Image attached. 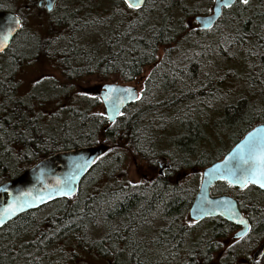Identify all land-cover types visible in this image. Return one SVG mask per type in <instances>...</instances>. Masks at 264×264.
<instances>
[{
    "label": "trees",
    "instance_id": "1",
    "mask_svg": "<svg viewBox=\"0 0 264 264\" xmlns=\"http://www.w3.org/2000/svg\"><path fill=\"white\" fill-rule=\"evenodd\" d=\"M22 1L0 0V10L4 6L12 7L13 3ZM186 1L190 0H146L143 10L130 9L133 13H129V18L122 20L121 24L101 23L106 26L105 29L110 25V30L95 45H78L69 40L64 51L58 56H51L56 58L62 75L68 80L83 74L96 73L99 76L118 74L124 81H129L140 75L144 67L150 66L151 73L145 81L148 99L144 106L130 114H126V111L131 106L134 107L138 100L128 105L123 110L125 113L104 129L108 124L104 115L88 114L86 110L72 106L66 111L63 109L66 116L63 121L50 126L42 120L45 109L41 100L34 109V105H27L12 97L11 114L7 113L8 107L6 113L3 108L0 109V183L15 177L51 152L98 142L115 145L116 150H119L117 145H120L122 139L128 142L127 146L135 158L145 159L151 167H155L159 155L162 154L161 144L166 139V134L169 135L167 142L172 148L169 153L173 156L171 161L174 165L179 168L182 165H188L189 168L208 165L212 161L210 156L214 154L208 152L204 146L208 131L207 120L204 118L208 116L209 103L220 97L221 88L212 81L213 76L202 74V62L209 59L210 49L206 48L198 54L197 45L217 37L215 29L219 23H224L229 31L238 33V36L230 39L229 36L225 37V43L235 44L239 48H255L258 55L257 72L247 81L251 90L262 95L264 99V0H249L248 5H242L236 0L231 7L223 9L221 17L208 30L192 26L189 28L182 20L175 19L174 12L184 9ZM90 7L86 11H62L59 28L75 34L85 27L97 26L99 19L103 17H98ZM198 12L200 10L190 9L183 13L193 19ZM193 22L195 23L194 20ZM20 32L21 30L17 35ZM15 38L11 45L18 51ZM32 42L39 50L36 56L30 58L14 54V57L24 62L25 59L32 61L44 55L45 42L36 39ZM159 47L166 49V55L164 61L158 64L155 61ZM176 53L179 64L177 60L172 61ZM6 79L5 76L1 80L0 76V86L5 82L8 91L6 95L13 96L14 87ZM244 104L252 119L243 122L244 128L239 131L238 136L244 134L250 128L249 124L255 121L264 123V102L259 106L255 99L245 96L226 105L215 123L217 129L226 128L231 133V145L238 138L232 135L234 126L243 120L240 118L231 122L228 121L229 116L236 114ZM223 152L219 151L213 160L218 159ZM104 156L83 177L80 186ZM156 185L161 188L162 184L152 186ZM153 188L126 196L118 192H101L103 194L100 198L85 203L82 207L73 202L74 196L54 200L48 204H55L59 200L61 204L54 214L45 219L51 226L49 236L43 233L39 237L45 238L44 245L53 238L57 240L78 237L79 240L82 238L81 229L84 224L102 219L107 223V232L104 239L95 244L96 251L102 257L112 260L113 264L119 263L118 251L122 248L123 255L127 258L126 264H148L151 257L154 259L159 254H166L169 258L159 256L156 262L149 264H198L200 261L208 263L211 253L214 252V238L207 240V246L202 250L196 248V244L193 245L191 252L183 251V238H158V246L150 242V250L144 242L135 239L136 235L130 223L139 213L164 206L170 213L181 214L194 195L192 186L189 198L177 195L174 190L171 194V189L162 191L161 188L157 193ZM37 209L18 215L0 228V264H33L34 256L40 252L41 247L38 236L36 238L30 231L35 223L30 216ZM207 230L209 235L214 234L212 226ZM119 258L121 259L120 256Z\"/></svg>",
    "mask_w": 264,
    "mask_h": 264
},
{
    "label": "rangeland",
    "instance_id": "2",
    "mask_svg": "<svg viewBox=\"0 0 264 264\" xmlns=\"http://www.w3.org/2000/svg\"><path fill=\"white\" fill-rule=\"evenodd\" d=\"M213 1L214 0L186 1L184 9L174 12L175 19L182 20L189 28L191 26L195 28L197 27L196 22L194 23L192 17H189V15L183 12H188L190 9H198L200 12L195 15L207 14L211 10ZM122 3H124L123 0H59L60 12L72 9L86 11V9L91 6L90 8L93 13L98 14V17H103L99 19V24L97 26L85 27L81 32H76L75 34L67 33V31H63L60 28L49 33L36 32L29 28L27 22L24 23L21 32L18 35L16 34L17 37L14 36V38L16 37L14 42L18 51H16L14 45L12 46L10 44L11 47L3 55L0 54L1 80H4L6 76V80L14 87V95L7 96L6 94L8 91L5 82L3 86H0V109L3 108L4 113H6L8 107L7 113L10 115L13 106L12 97H15L16 100L21 102L23 101L27 105H34V109H36V104H39L41 100L45 109L42 120L50 126H53L56 122L64 120L66 116L63 109L66 111L70 106L82 111L86 110L88 114L104 113L101 102L93 94H90V91L93 86L105 83L136 85L139 94L141 89H143L142 98L136 102L134 107L131 106L126 111V114H130L137 108L144 106L148 99V97H146L148 89L145 81L151 73L150 66L144 67L140 75L129 81H124L118 74L99 76L96 73L83 74L82 76L68 80L62 75L60 65L56 58L51 57L58 56L61 51H64L68 47L69 40L78 45L82 43L95 45L99 42L102 36L110 30V25L105 29L106 26L101 25V23H116L118 25L123 22L122 20L129 18V13H133L132 10L126 8V5ZM215 31H217V37H214V39L209 38L206 42H201L197 45L198 54L206 48L210 49L208 55L209 59L206 58L202 62V74H210L213 76L212 81H215L221 88L220 97L214 102L209 103V107L207 108L208 116L204 118L207 120L206 124L208 129V131H206L207 138L204 146L208 152L214 154V156H210V160L217 157L219 151H227L232 143L230 139L231 133L227 131L226 128L217 129V123H215L224 107L228 104L237 102L238 99L245 96H250V98L255 99L259 106L263 105L264 102L262 95L260 96L256 91L251 90L252 88L249 87L247 81L257 72L258 55L255 48L252 46L239 48L235 46V44L225 43V37L229 36L228 39H230L238 36V33L229 31V29L224 26V23H219ZM34 39L45 42L46 45L43 47L44 55H40L37 59L32 61H30L31 59H25L24 62H22L20 58L14 57V54H20L22 57L25 56L30 58L36 56L39 50L36 44L34 45L32 42ZM172 45H174V43ZM13 50H15V52H13ZM180 50L186 53L184 49L181 48ZM178 54L180 55V53ZM204 54H206V52ZM165 55L166 49L164 47H159L155 63L159 64L163 62ZM175 56L177 57V53L174 55L172 61L176 62L178 57L176 58ZM8 90H10V88H8ZM122 113L124 114L125 112ZM240 118H242L243 121H239L238 125L234 126L233 137H240L241 135L238 136V134L240 133L239 131L244 128L243 122L252 119L251 113L247 111L245 104L236 114L230 115L228 121L236 122ZM254 124H256V121L249 124V127H252ZM168 136L169 135L166 134V139H163L164 141L161 144L163 150L159 157L166 158V161L161 159L162 164L171 160L169 151H171L172 148L168 145ZM120 142V145H117L119 146V150H116L114 147L115 145H109L110 148L104 158L97 163L81 184L79 192H77V195L72 199L73 202H77L81 207L85 206V203H91L100 198L103 194L101 192L105 191H120L122 194H130L132 192L140 193L141 187H145L147 184L151 183L150 178L157 172L158 167H151L149 162L145 159L139 157L135 158L127 146L128 142L123 139ZM189 170L192 173V179H196L195 177H197V174L200 176L199 173L201 171L198 172L196 167H191ZM130 181L131 183H129ZM141 181L143 183H139ZM191 186H195L193 180ZM60 204L61 201L59 200L55 204L44 205L30 216L35 222L30 228L31 234L36 236V238L38 236L41 244L39 248L40 252L36 253L34 256L33 264L35 262L38 264H113L112 260L102 257L101 254L96 251L95 244L97 241L103 240L107 232V223L102 221V219H97L93 223L87 225L84 224L81 229L82 238L79 240L78 237L60 238L57 240L53 238L50 243H45L44 245L45 238H40L39 236L43 233L46 234L45 236H49L48 233L51 228L45 219L51 214H54L55 211L58 210ZM102 207L103 206H101V209ZM154 212L153 210V213ZM154 218L155 216L145 218L146 225L151 224ZM155 221L159 224L161 219L158 218ZM208 228L207 223H204V225H198L196 223L191 225L188 238L182 239L185 246L183 251L191 252L195 244L196 248L198 247L201 250L205 248L207 246L206 241L212 240V238L198 237L201 233L209 235ZM141 229H143V227ZM142 235H144V233L138 234V238L135 239L144 242L148 250L151 249L150 242H154L156 246H158V238H141ZM26 242L25 240V243ZM164 248L167 250L165 246ZM122 250L123 248L118 251L121 257L120 259L118 256V264H126L127 262V258L123 255L124 251ZM195 253V256H197V251H195ZM159 256L162 258L166 256L165 259L169 258L166 254H159L156 255L154 259L151 257L152 260L150 259L149 263L156 262ZM29 264H32V262ZM198 264H223V262L220 261L217 250L214 249L208 263L206 261H200ZM224 264H230V262Z\"/></svg>",
    "mask_w": 264,
    "mask_h": 264
},
{
    "label": "water",
    "instance_id": "3",
    "mask_svg": "<svg viewBox=\"0 0 264 264\" xmlns=\"http://www.w3.org/2000/svg\"><path fill=\"white\" fill-rule=\"evenodd\" d=\"M54 1L55 0H51L52 4ZM46 2H48V0H46ZM224 8L228 7L224 6L222 0H214L209 13L194 15L193 20L196 22L197 28L204 30L210 29L221 17ZM216 9H219V11H216ZM14 18L20 20V18L11 11H0V33L5 32L9 27L15 28V32L10 36L5 50L9 47L14 36L20 29V25H15ZM200 18L210 20V26L205 27L203 23L199 22ZM109 84L115 85V89L111 92L109 98L105 99V94L108 91L105 85ZM126 88H132L135 93L139 94L136 85L123 83H105L100 86V89L96 92L101 99L103 112L107 118L108 124L113 123L125 107L137 101L124 91ZM114 109L117 111L114 112ZM109 117H112V119H109ZM251 142H256L258 144L264 142V123L254 125L220 159L213 161L203 168L200 187L189 209V217L191 219L197 220L206 216H215L218 214L231 221H239L243 218L238 211L234 199L229 196L212 197L209 191L210 187L217 181L223 180L229 183L232 177L229 176L228 170L235 168L242 154L237 150V146L246 147ZM109 148L110 146L108 144L98 142L90 145L57 150L45 155L15 177L1 182L0 211L17 198L30 201V206L25 207L23 211H17L16 214L11 217L5 216V223L0 225V228L24 212L37 209L57 199L74 196L79 189L83 177L88 173L96 161L107 153ZM222 174L225 178H221ZM58 181L67 183L68 187L73 190L71 196L57 193L55 189L61 187V185L57 183ZM229 184L241 187L237 183ZM253 185L259 187V185ZM28 192H31V197L23 195ZM37 196H43V201L34 199ZM263 249L264 243L254 253V259L262 253Z\"/></svg>",
    "mask_w": 264,
    "mask_h": 264
},
{
    "label": "flooded vegetation",
    "instance_id": "4",
    "mask_svg": "<svg viewBox=\"0 0 264 264\" xmlns=\"http://www.w3.org/2000/svg\"><path fill=\"white\" fill-rule=\"evenodd\" d=\"M44 2L46 3V0H44ZM10 6H4L1 10L11 11L20 18L21 25L19 31L23 28V25L26 22L29 24V28L36 32L49 33L53 30L59 29L61 13L59 10V0L54 1L51 12H49L46 7L42 6V0H23L21 3H13L12 7ZM10 46L11 45H9V47ZM9 47L0 54L3 55L9 49ZM102 85L103 84L93 86L92 90L90 91V94H93L100 102L101 99L96 92ZM259 123L262 122H258L256 124ZM108 125L109 124H107L104 129ZM244 134L238 137L227 151H229L230 148L239 139H241ZM226 152H224L218 159H220ZM172 157L173 156L171 155V158ZM159 158L156 161L158 170L150 178L151 183L147 184L145 187H141L140 190L142 191L147 188L154 187V191L159 193L161 188L163 189L162 191H164V189H171V194L176 191L177 195L184 198L185 196L189 198L190 186L193 180L195 185L194 187L192 186L194 189V195L192 201H188L187 204L189 205L186 206L181 214H174L172 212L170 213L164 206H159V209L154 210L153 208L150 211H143L142 213H139L138 216L130 223L133 232L136 235L135 238H138L137 235L141 233H144L141 238H188V232L191 225H194L195 223L198 225H204V223H207L208 227H213L214 234L207 235L201 233L198 238H214V249L217 250V255H219L220 261L223 262V264L226 262H230V264H257V261H259V264H264V256L261 254L255 259L253 257L254 253L264 243V189H261L253 184H249L247 187H237L223 180L215 182L210 187V196H229L234 199L241 216L248 222L250 232L244 239L239 240V243H236V240L239 239L237 234L242 232L245 228V225L240 224L238 221L227 220L220 214L215 216H206L197 220L191 219L189 217V209L200 187L202 170L210 163L218 159H212V161L206 166L196 167L198 172L201 171L199 173L200 176L197 174V177H195L196 179H192V173L189 170L191 168H189L188 165H182V168H179L178 166L174 165L173 161L171 160L165 164H162L161 159L166 161V158ZM187 159L189 160V158ZM161 168H164L163 173L161 172ZM159 183L162 184L161 188L157 187V185L152 186ZM117 192L122 194L120 191ZM132 193L138 194L139 192ZM76 194L74 196H76ZM122 195L126 196L127 194ZM153 210L155 211L154 213ZM152 216H155L154 221L151 224L146 225L147 223L145 218ZM117 217H120V215ZM158 218L161 219L159 224L157 221H155ZM142 227L143 229H141ZM124 230L125 229H123V231ZM229 245H233V247H229ZM262 253H264V249Z\"/></svg>",
    "mask_w": 264,
    "mask_h": 264
},
{
    "label": "snow or ice",
    "instance_id": "5",
    "mask_svg": "<svg viewBox=\"0 0 264 264\" xmlns=\"http://www.w3.org/2000/svg\"><path fill=\"white\" fill-rule=\"evenodd\" d=\"M123 2L129 9L143 10V6L146 3V0H123ZM222 2L224 3L225 7H231L235 0H222ZM239 3L242 5H248L249 0H239ZM42 6L46 7L49 12H51L53 9L51 0H48V2L46 3L44 2V0H42ZM216 11H219V9H216ZM199 22L203 23L205 27H209L211 24L210 20L203 18H200ZM14 23L15 25H21V21L19 19L14 18ZM14 32L15 28L9 27L5 32L0 33V52L5 50L10 36ZM105 88L108 90L105 94V99H108L111 92L114 91L115 85H105ZM124 91L131 98L136 100L141 99L143 95V89H141L140 94L135 93L132 88H126L124 89ZM113 111L115 112L117 110L114 109ZM99 115L103 116L104 113H100ZM109 119H112V117H109ZM237 150L242 154L239 157V161L235 165V168L228 170L229 176L232 177V179L229 180V183H237L241 187H247L249 184H256L259 185L260 188L264 189V142L259 144L256 142H251L246 147L238 145ZM161 172H164V168H161ZM221 178H225L223 174L221 175ZM57 183L61 185V187L55 189L58 194L66 196L72 195L73 190L68 187L66 182L58 181ZM129 183H131V181ZM139 183L143 182L141 181ZM23 195L27 197L32 196L31 192L25 193ZM34 199L43 201L44 197L37 196ZM27 206H30V201L28 200L21 198L13 200L2 211H0V225H3L5 223V216L11 217L12 215H15L17 211H23ZM238 222L245 225V228L242 232L237 234L239 239L236 240V243H239V240L244 239L250 232V227L248 226V222L246 220L241 218ZM229 247H233V245H229ZM261 255L264 256V253H261ZM257 264H259V261H257Z\"/></svg>",
    "mask_w": 264,
    "mask_h": 264
}]
</instances>
